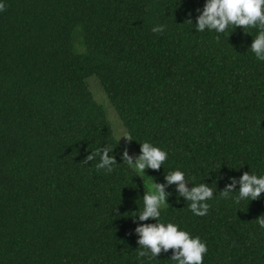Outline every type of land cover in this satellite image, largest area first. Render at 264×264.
<instances>
[{"label": "trees", "instance_id": "16d2710c", "mask_svg": "<svg viewBox=\"0 0 264 264\" xmlns=\"http://www.w3.org/2000/svg\"><path fill=\"white\" fill-rule=\"evenodd\" d=\"M0 3V264H175L171 249L137 255L135 229L156 221L133 218L148 190L123 162L91 76L138 155L144 141L167 151L159 170L147 169L154 183L180 168L189 188L215 190L197 216L167 185L161 222L206 242L203 264H264L256 220L264 193L238 204V192L220 196L230 177L264 175V61L250 50L257 28L196 31L206 0ZM106 145L118 163L111 173L96 169L99 157L83 161Z\"/></svg>", "mask_w": 264, "mask_h": 264}, {"label": "clouds", "instance_id": "9594fccd", "mask_svg": "<svg viewBox=\"0 0 264 264\" xmlns=\"http://www.w3.org/2000/svg\"><path fill=\"white\" fill-rule=\"evenodd\" d=\"M6 10V5L0 3V11ZM196 17V31L203 32L215 31L218 34L225 33L229 27H242L243 30L248 28H257L258 34L253 37L250 50L255 57L264 61V0H206L203 10ZM189 23L192 21L187 20ZM164 30L163 25L152 28L154 33ZM245 33H250L246 32ZM251 34V33H250ZM219 40V35L217 36ZM127 141L133 140L131 133L124 132L121 136ZM119 138V140H120ZM114 149L106 145L98 148L87 155L83 161L85 164L99 157L96 169H103L106 173H111L113 166L118 164L114 155H109ZM168 153L166 150L148 142L140 143V154L135 158L129 155L125 148L122 152V160L133 170L145 174L146 169L159 170L167 161ZM231 183H228L220 196L224 199L233 198L231 193L238 194L234 197L238 204L241 200H255L260 198L264 193V175H257L252 172L245 171L239 178L230 177ZM167 184L156 183L151 192H144L143 210L138 215H134L141 221H147L152 218L156 223H144L139 225L135 231L139 233L138 239V257H148L155 259L157 254L163 250L167 252L169 249L173 251L170 260L175 264H203V258L207 254L208 248L206 242L196 235L193 236L188 231L181 229L178 224L172 222H161L162 207L168 203V197L171 193L166 192L167 185L176 184L178 189V197L182 196L188 201V207L191 212L197 216H205L208 213L210 204L207 202L213 198L214 189L208 183L200 182L198 185L192 184L189 188L190 180L186 174L176 168L165 174ZM239 183V189L236 185ZM257 223L264 228V215L257 219Z\"/></svg>", "mask_w": 264, "mask_h": 264}, {"label": "rangeland", "instance_id": "374dc122", "mask_svg": "<svg viewBox=\"0 0 264 264\" xmlns=\"http://www.w3.org/2000/svg\"><path fill=\"white\" fill-rule=\"evenodd\" d=\"M75 48H76L77 52H82L84 50V48L80 45L78 40H76V42H75ZM88 83L90 85L91 91L93 92V95L95 96L96 100L106 110L109 121L113 127L115 137L121 143L123 150L126 148L129 152V155H131L135 158L136 156H138V152H137L132 140L127 141L124 137L120 138V136L124 132H128V131L125 128L121 119L119 118L115 108L113 107V105L111 104L109 99L107 98V96L103 90V87L100 84L98 77L91 76L88 79ZM119 138H120V140H119ZM138 173H139L146 189L148 190V192H151L155 183L152 180V178L150 177L148 170L147 169L145 170V174L142 172H138Z\"/></svg>", "mask_w": 264, "mask_h": 264}]
</instances>
